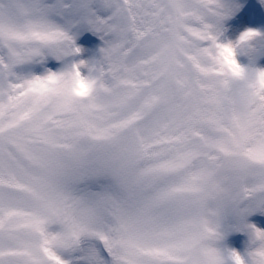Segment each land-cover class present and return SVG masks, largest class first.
<instances>
[{"label": "snow or ice", "instance_id": "6c2138e0", "mask_svg": "<svg viewBox=\"0 0 264 264\" xmlns=\"http://www.w3.org/2000/svg\"><path fill=\"white\" fill-rule=\"evenodd\" d=\"M235 10L0 0V264H226L224 212L264 209V70L219 42ZM84 31L101 57L68 64ZM49 58L67 66L36 74ZM244 228L259 246L232 264H264Z\"/></svg>", "mask_w": 264, "mask_h": 264}, {"label": "rangeland", "instance_id": "374dc122", "mask_svg": "<svg viewBox=\"0 0 264 264\" xmlns=\"http://www.w3.org/2000/svg\"><path fill=\"white\" fill-rule=\"evenodd\" d=\"M226 3L234 6V13L226 18L219 26V42L224 44H232L237 47V59L240 64L249 71L258 72L260 65L264 63V35L259 36L256 40L249 42L248 45H241L240 39L247 32L245 26L248 25L247 15L244 13L247 6H254L257 14L264 13V0H225ZM243 17L239 18V14ZM260 31L264 34V27ZM82 37L90 39L89 45L82 42ZM77 46L82 49L81 53L76 57L68 58L67 63H80L83 56H86L84 62L91 64L93 61H98L101 57L100 49L103 47V41L91 32H81L77 37ZM58 64V65H54ZM66 64L57 62L49 58L45 64L36 65V74H41L45 68L52 71H58L66 67ZM84 76L89 75L87 67L81 69ZM209 109L216 110L218 115L224 116L220 106L214 102L208 101ZM203 104V100H202ZM204 107V106H203ZM224 123L228 124L225 118ZM218 136H224L226 133L223 130L215 133ZM244 225H250L255 229L264 231V209L258 211H247V205L242 204L238 209L226 210L220 220V232L222 238L215 243V247L221 252L225 258L226 264H232V254H239L245 261H250L249 253L255 250L259 245H254L252 237Z\"/></svg>", "mask_w": 264, "mask_h": 264}, {"label": "bare ground", "instance_id": "6f19581e", "mask_svg": "<svg viewBox=\"0 0 264 264\" xmlns=\"http://www.w3.org/2000/svg\"><path fill=\"white\" fill-rule=\"evenodd\" d=\"M243 17V15L240 13L239 14V18H242ZM264 27V22H255L254 24H250L249 25V23H248V25H246L244 28H245V30L248 32V31H255V32H257V33H259V34H261L262 35V31H260V29H261V27ZM82 39H86V37H82ZM81 39V40H82ZM87 58H86V56H83V60L85 61ZM260 70H264V63H263V65H260ZM259 70V71H260ZM209 103H208V101H203V106L204 107H209Z\"/></svg>", "mask_w": 264, "mask_h": 264}]
</instances>
